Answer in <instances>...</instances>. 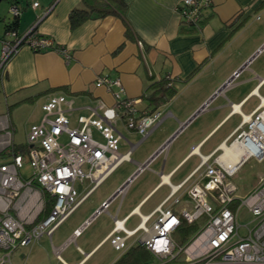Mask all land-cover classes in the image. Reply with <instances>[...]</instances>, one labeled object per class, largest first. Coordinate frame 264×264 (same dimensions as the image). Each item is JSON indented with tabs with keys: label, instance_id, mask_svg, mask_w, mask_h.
<instances>
[{
	"label": "crops",
	"instance_id": "1",
	"mask_svg": "<svg viewBox=\"0 0 264 264\" xmlns=\"http://www.w3.org/2000/svg\"><path fill=\"white\" fill-rule=\"evenodd\" d=\"M16 1L21 13L17 32L36 26L40 37L51 38L66 48L70 59L65 61L53 51L35 53L24 46L0 71V121L5 119L9 125L13 146L26 145L28 133L41 124L45 107L53 99L62 98L70 104L71 111L64 104L62 108L69 111L74 122L88 116V108L96 109L100 103L112 107L115 94L140 100L136 117L151 111L145 100L151 92L148 88L162 80L175 92L156 108L160 113L158 125L144 139L127 129L126 118L120 114L115 124L121 137L117 152H130L129 161L78 207L110 180L82 209L67 233L61 231L64 223L50 239L43 237L27 247L29 255L23 264H114L131 248L143 246L141 230L132 236L126 233L136 230L158 207L177 216L184 209H192L186 191L199 179L201 161L213 164L216 157H221L227 165L240 164L237 172L246 164L248 160L229 145L241 129H247L256 115L264 112V0H210L203 11L204 22L196 30L180 23L177 8L182 0H122L127 5L124 21L112 16L92 18L74 30L70 29L68 15L81 7L80 0H32L38 3L37 8L29 0L26 6ZM1 20L9 21L5 15ZM2 24L0 57L5 35ZM101 77L119 80L122 92L115 87L109 91L96 87L94 83ZM228 81L230 86L224 87ZM261 124L264 126V120ZM3 136L0 131V138ZM95 138L99 140L96 134ZM167 142L166 153L150 164L124 197L113 200L56 255L54 248L70 239L138 165ZM1 156L0 165L10 160L5 154ZM88 187L87 182L80 194ZM171 194L179 199L178 204L168 200ZM180 228L172 237L183 242ZM25 249L16 251L11 263L13 258H23ZM150 257L148 264H155ZM17 262L22 264L21 260Z\"/></svg>",
	"mask_w": 264,
	"mask_h": 264
},
{
	"label": "built area",
	"instance_id": "2",
	"mask_svg": "<svg viewBox=\"0 0 264 264\" xmlns=\"http://www.w3.org/2000/svg\"><path fill=\"white\" fill-rule=\"evenodd\" d=\"M38 6V3L32 4L33 8ZM209 6L210 0H182L177 11L185 25L196 27ZM10 12L13 16L20 13L16 6L11 7ZM24 46L33 52L53 51L65 61L70 59L66 48L56 45L51 38L32 34V29L21 34L8 31L1 40L0 69L11 54L15 55ZM261 51L262 48L255 56ZM94 84L108 91L115 87L122 92L119 80L101 77ZM230 84L231 81L227 82L225 87ZM139 102L115 94L112 107L100 103L96 109L88 108V116H80L72 122L69 111L62 108L64 104L71 111L70 104L62 98L53 99L45 107L41 124L28 133L22 152L14 150L6 120L0 121V131L4 132L0 138V153L5 151L10 159L0 165V264L9 262L16 251L43 237L50 239L93 191L122 163L129 161L130 152L124 155L117 152L116 144L121 137L115 124L120 114L126 118L127 129L142 139L154 130L160 119L158 110L145 111L136 117ZM263 120L264 112L256 115L247 129H241L235 135L229 149L240 148L245 160H264L260 135V130L264 129ZM62 139H65L63 143ZM167 148L168 142L138 165L114 195L76 229L70 239L54 248L55 254L59 255L80 236L113 200L122 199L129 186L159 155L165 154ZM25 163L29 164V175L22 173ZM239 166L227 165L221 157H216L213 164L201 161L199 179L186 191L192 204L190 211L184 209L177 216L160 206L152 215L142 219L136 230L126 235L132 236L141 230V244L154 258L155 264H264V182L244 199L233 198L235 187L227 179L236 174ZM84 181H88L89 187L77 195L74 185ZM168 200L179 203L174 194ZM242 211L250 221L239 225ZM183 222L187 225L198 223L199 227L192 236L178 242L172 236ZM242 229L245 232L241 234ZM118 230L116 226L115 231Z\"/></svg>",
	"mask_w": 264,
	"mask_h": 264
},
{
	"label": "trees",
	"instance_id": "3",
	"mask_svg": "<svg viewBox=\"0 0 264 264\" xmlns=\"http://www.w3.org/2000/svg\"><path fill=\"white\" fill-rule=\"evenodd\" d=\"M57 0H55L56 2ZM81 7L72 10L68 15V22L71 30H74L81 26L84 22L92 18H105L108 16L115 17L117 19H121L124 21L127 11V5L122 0H80ZM13 6H17L16 0H10V8ZM19 10V9H18ZM20 11V10H19ZM19 15L13 16V19L9 21L1 20L4 23V34L8 31H16L19 26ZM204 19L200 20L199 25L196 27H191L194 30L198 29L200 25H202ZM181 25H185L183 21L180 19ZM188 26V25H187ZM32 34L36 33V26L32 27ZM21 34V33H19ZM128 36V29H127ZM40 37V36H39ZM38 53V52H35ZM14 56L11 54L10 57L5 61L3 68L6 63ZM0 71H2V69ZM150 90V94L145 99L148 107L151 108V111H156V108L160 105L162 100H165L174 95V90L168 86V83L165 80L153 83L148 88ZM39 96V95H38ZM37 96V97H38ZM35 99V98H34ZM16 152L24 151V146L15 147L13 146ZM1 154H5V151L1 152ZM50 209V208H49ZM48 209V210H49ZM48 212V211H47ZM198 224L195 223L193 225H187L185 222L181 224L180 231L184 232V237L192 236L195 231L198 229ZM185 238H181V240H185ZM151 261V257L148 252L143 248V246H136L131 248L128 252H126L117 262L114 264H148Z\"/></svg>",
	"mask_w": 264,
	"mask_h": 264
},
{
	"label": "rangeland",
	"instance_id": "4",
	"mask_svg": "<svg viewBox=\"0 0 264 264\" xmlns=\"http://www.w3.org/2000/svg\"><path fill=\"white\" fill-rule=\"evenodd\" d=\"M33 1L29 0V3ZM18 3L21 6H26V0H18ZM31 3V4H32ZM28 11H31L30 8H28ZM5 15V18H7V20H11L13 19V15L10 12V0H0V18L1 16ZM3 24L2 22H0V32L3 30ZM141 47V46H140ZM260 54V53H259ZM51 102V100L47 101V103ZM45 114V111H43L42 115ZM18 137V136H17ZM62 143L65 141V139L61 140ZM1 154H0V159H1ZM243 167V168H242ZM241 167V169L235 174L234 177L232 178H228L227 181H229L234 187H235V192L233 194V198L235 199H244L246 196H248L250 193H252L259 184L264 182V160L259 161L257 159L251 158L249 159L245 165H243ZM121 170H118L116 173L118 174ZM30 167L28 163L24 164V168L22 170V173L24 174H30ZM114 174V176H116L117 174ZM88 181H84L83 183H79L77 182L74 185V189L77 195H79V193L81 192V190L87 185ZM110 180L106 181L100 188V190L104 189L108 184H109ZM100 190L97 191L94 195H98L100 193ZM94 195L89 199V201H91L94 198ZM77 199H79L77 197ZM89 201L83 205L82 207L78 208L63 224L64 226L62 227V232L67 233L68 227L71 225H75L74 221L76 219V217H78V215L82 212V209H84ZM250 221V217L245 213V211H242L240 213V217H239V225H243L247 222ZM150 226V224L148 225ZM245 232L244 229L241 230V234ZM29 250L30 248H26L24 252L25 256L23 258H19L17 260H21L22 264L23 262H25L27 255H29ZM16 253H14L12 256L16 255ZM16 258L12 259V263L11 260L9 262H6L5 264H18V262L16 263ZM7 261V260H6ZM14 261V262H13Z\"/></svg>",
	"mask_w": 264,
	"mask_h": 264
},
{
	"label": "bare ground",
	"instance_id": "5",
	"mask_svg": "<svg viewBox=\"0 0 264 264\" xmlns=\"http://www.w3.org/2000/svg\"><path fill=\"white\" fill-rule=\"evenodd\" d=\"M260 135H261V138H262V147L264 148V129L263 130H260ZM235 151L238 152V154H242V151L240 148H235ZM256 152V151H255ZM258 152V151H257Z\"/></svg>",
	"mask_w": 264,
	"mask_h": 264
},
{
	"label": "water",
	"instance_id": "6",
	"mask_svg": "<svg viewBox=\"0 0 264 264\" xmlns=\"http://www.w3.org/2000/svg\"><path fill=\"white\" fill-rule=\"evenodd\" d=\"M229 82V81H228ZM225 87V86H224ZM218 92H220V90L218 91Z\"/></svg>",
	"mask_w": 264,
	"mask_h": 264
}]
</instances>
